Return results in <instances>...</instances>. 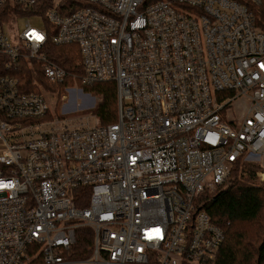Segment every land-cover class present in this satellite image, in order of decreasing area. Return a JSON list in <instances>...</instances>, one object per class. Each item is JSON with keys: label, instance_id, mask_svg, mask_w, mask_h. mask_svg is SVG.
I'll use <instances>...</instances> for the list:
<instances>
[{"label": "built area", "instance_id": "obj_1", "mask_svg": "<svg viewBox=\"0 0 264 264\" xmlns=\"http://www.w3.org/2000/svg\"><path fill=\"white\" fill-rule=\"evenodd\" d=\"M107 82L114 123L50 112ZM241 158L264 183V0H0V264H216Z\"/></svg>", "mask_w": 264, "mask_h": 264}, {"label": "trees", "instance_id": "obj_2", "mask_svg": "<svg viewBox=\"0 0 264 264\" xmlns=\"http://www.w3.org/2000/svg\"><path fill=\"white\" fill-rule=\"evenodd\" d=\"M47 47L54 62L76 73L70 52L76 47L51 43ZM26 67L15 74L20 80L30 79ZM83 88L97 97L92 113L99 118L101 125L106 127L114 123L117 119L114 84L97 83ZM230 171L222 187L202 198V209L224 232V243L217 253L216 264H264V183L258 184L256 176L263 170L258 162L241 158ZM83 253L82 256L88 254L86 248Z\"/></svg>", "mask_w": 264, "mask_h": 264}, {"label": "rangeland", "instance_id": "obj_3", "mask_svg": "<svg viewBox=\"0 0 264 264\" xmlns=\"http://www.w3.org/2000/svg\"><path fill=\"white\" fill-rule=\"evenodd\" d=\"M18 23L12 25V31L15 34L23 28V20L15 19ZM31 24L34 27H42L43 20L40 17H34L31 19ZM14 26V27H13ZM51 93L57 95H66V99L62 101L54 96H46V102L49 104L50 112L57 114L62 119H67L70 123L76 124L79 117L91 116V112L97 105V97L95 94H91L83 87L72 86L67 90L63 86L53 87L50 86ZM92 120L90 119V124Z\"/></svg>", "mask_w": 264, "mask_h": 264}]
</instances>
